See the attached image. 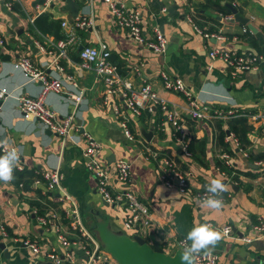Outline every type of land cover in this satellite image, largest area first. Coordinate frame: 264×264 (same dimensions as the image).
I'll return each mask as SVG.
<instances>
[{"label":"crops","instance_id":"obj_1","mask_svg":"<svg viewBox=\"0 0 264 264\" xmlns=\"http://www.w3.org/2000/svg\"><path fill=\"white\" fill-rule=\"evenodd\" d=\"M5 1L0 0V36L4 38L0 45V87L11 90L13 95L0 101V141L15 146L20 159L13 169L14 179L0 181L2 264H55L48 252L55 248L62 256L58 229L67 227L70 218L66 210L70 211L73 206L83 221L85 216L91 222L90 208H100L111 214L116 226L123 228L124 208L107 206L108 201L99 193L97 178L86 167L82 147L86 142L84 131L92 133L100 142V155L105 163L113 165L119 159L131 162L129 186L150 207L149 241L159 240L168 250L174 247L176 238L187 236L194 226L210 223L219 229L230 224L232 236L221 232L223 238L214 249L219 254L217 264H258L259 259H264V236L254 229L255 224L264 220V0H126L141 9L147 35L153 36L156 27L164 32L168 39L164 53H157L131 38L113 21L105 0H72L79 5L78 13L65 0H50L39 8L36 5L45 0H10V8ZM228 3L248 18L253 28L230 19L228 16L236 17V13ZM89 14L95 15V26L78 29L76 46L55 63L58 42L66 37L67 31L61 26L62 19ZM195 25L204 31H220L225 38L208 39ZM99 39L108 42L111 60L128 81L136 86L150 81L168 100L169 109L176 112L183 125L189 155L183 152L177 140L178 130L166 121V110L160 106L135 115L121 92L105 102L103 78L93 70L79 67L80 48L96 44ZM36 42L47 51L43 52ZM210 46L253 50L262 57L255 68L232 77L230 67L222 59L210 58ZM22 56H27L42 70L47 80H61L62 90H49L43 98L59 116L74 111V121L82 125L83 135H78L77 144L67 142L62 147L56 133L19 110L17 95L37 96L43 85L40 79L24 75L17 65ZM163 69L183 79L198 101L209 107L208 117L190 116L187 99L164 87L160 77ZM67 75H72L77 85ZM64 90L84 91L77 107ZM114 102L129 116L136 138L124 135L120 123L122 113L116 112ZM234 128L243 134L247 132L255 158L245 156L243 152L248 151L238 148ZM226 143L236 150L230 153L239 170L236 181L223 176L218 169L220 152L227 149ZM4 155L0 149V156ZM164 157L172 158L178 168L190 172L186 192L177 184L167 185L162 179ZM50 168H59L63 179L59 188L54 186L44 193L47 189L42 172ZM217 178L227 186L225 192L231 194L222 208L213 210L203 204L198 192ZM64 193L70 198H63ZM50 212H55L54 219ZM44 214L48 220L45 224L38 219ZM246 237L252 239L247 241ZM26 238L38 244V252L24 244ZM73 253L74 259L85 258L79 250ZM59 264L71 262L62 260Z\"/></svg>","mask_w":264,"mask_h":264},{"label":"built area","instance_id":"obj_2","mask_svg":"<svg viewBox=\"0 0 264 264\" xmlns=\"http://www.w3.org/2000/svg\"><path fill=\"white\" fill-rule=\"evenodd\" d=\"M147 0H142L146 2ZM50 0H45L42 4L36 5V8L43 7ZM110 8L113 21L119 26L123 27L128 35L138 42L146 45L157 53H164L167 50L168 39L164 32L158 27L155 28L153 36L146 34L144 26V17L141 9L134 7L126 2V0H105ZM6 7H11V1H5ZM41 5V6H40ZM165 9V8H163ZM230 19L233 16H228ZM32 21V20H31ZM97 23L94 14L81 15L74 17L72 20L61 21V26L66 28V37L58 42V53L55 55V63L58 62L59 57L67 55L69 49L76 46L77 30L87 27H93ZM195 28L204 34L206 38L215 37L216 39H224L225 35L220 31H204L199 26ZM4 42V38L0 36V45ZM40 49L45 52L47 49L36 42ZM210 58L222 59L229 67L232 77H237L243 70H251L255 68L261 55H257L253 50L238 51L236 49H225L218 46H210L208 49ZM111 48L107 41L99 39L96 44H86L79 50L80 62L79 67L93 70L97 76L102 77L105 84V102L111 101L112 95L121 92L126 99L127 106L133 114L140 115L144 109H152L155 106H160L166 110V121L171 123L179 132L177 140L181 143L183 152L189 155L191 152L188 149L187 141L184 139V128L177 117L176 112L169 109L168 100L163 97L155 86L147 81L139 86L134 85L128 81L118 70L117 65L111 60ZM17 65L21 68L24 75L29 79H40L43 83L41 91L37 96L17 95L19 110L25 115H31L41 121L45 127L56 133L60 139L62 147L67 142L74 144L78 143V135L82 130V125L74 121V111L59 116L50 106L45 104L44 94L49 90L61 91L62 83L60 79H46L43 71L34 66L27 56H22L17 61ZM142 63H139V66ZM58 66V63H57ZM139 71L140 67H136ZM72 75H67L73 84L77 82L72 79ZM160 77L166 89L183 95L189 103V114L198 119H205L210 115V109L207 105L201 104L193 90L183 81L179 76L174 75L167 69L160 71ZM66 78V79H67ZM66 97L74 102V106H78L82 101L84 91L74 92L71 90H64ZM13 95L12 91L5 87H0V101L5 100L8 96ZM114 109L118 113L123 110L119 104H115ZM221 115L222 113L216 112ZM129 116L122 113L120 123L124 135L129 139L136 138L135 133L129 125ZM82 135V133H81ZM86 139L83 147V154L86 159L87 169L95 175L98 180V190L102 197L110 204L115 206H122L125 210L123 229L129 234H141L147 238L148 228L152 227V220L149 205L141 199L139 194L129 186L131 180V162L126 159H119L115 164L110 165L105 163L101 158L100 142L89 131H84ZM83 136V135H82ZM17 149L0 141V149L5 154L11 149ZM245 156H249L248 152H243ZM157 153L155 152L154 155ZM221 160L234 167L231 160V154L227 151L220 152ZM164 166L162 167L161 176L167 185L177 184L182 192H186L189 188L190 172L184 171L177 167L176 162L169 157H164ZM21 168V164L17 165ZM219 172L223 176L227 173L223 170ZM42 177L46 182V189L44 193L48 192L51 187H60L63 179V174L59 168H50L42 172ZM176 182V183H175ZM230 192H223L222 198L225 202ZM209 193L207 188L198 192L200 200H204ZM63 198L69 199L68 194H63ZM69 215L68 225L65 229H58V238L61 241L62 256H60L55 248H52L48 255L53 259L55 264H59L62 260H68L71 264H117L114 257L105 251L100 244V241L84 224L79 210L73 206L70 211L66 210ZM50 216L54 219L55 212H50ZM47 214L39 215L38 219L41 223H47ZM48 219V218H47ZM254 229L259 235L264 236V220L255 224ZM1 230L6 234L4 226L1 225ZM219 230L226 236H232L233 229L230 224L219 227ZM187 236H180L175 240V246L184 247L190 245L191 241L186 239ZM251 237H246L245 240L250 241ZM24 244L33 252L39 251V246L33 240L28 238L23 240ZM81 251L85 258L74 259L73 251ZM219 254L212 251L210 255H203L198 259V264H217ZM0 264H2L0 262Z\"/></svg>","mask_w":264,"mask_h":264},{"label":"water","instance_id":"obj_3","mask_svg":"<svg viewBox=\"0 0 264 264\" xmlns=\"http://www.w3.org/2000/svg\"><path fill=\"white\" fill-rule=\"evenodd\" d=\"M65 2L71 10L74 8V11L72 10L74 13H78L79 5L76 2L72 0H65ZM227 5L236 13V17L232 20H240L253 28V24L248 18L239 14L237 8L230 3ZM106 204L110 206L109 202ZM112 207L118 206L112 205ZM89 213L92 233L100 241L103 249L114 257L117 264H180L179 256L182 247L175 246L167 250L159 240L149 241L138 233L131 235L123 228L116 226L111 214L106 210L90 208ZM258 264H264V259H259Z\"/></svg>","mask_w":264,"mask_h":264},{"label":"clouds","instance_id":"obj_4","mask_svg":"<svg viewBox=\"0 0 264 264\" xmlns=\"http://www.w3.org/2000/svg\"><path fill=\"white\" fill-rule=\"evenodd\" d=\"M19 159L20 152L15 148L0 156V181L11 182L14 179L13 169ZM226 190L227 186L222 180L213 179L207 188L209 195L203 200V204L213 210L222 208L224 203L222 194ZM222 238L221 231L210 223L194 226L186 237L191 241L190 245L182 247L180 251V264H198L201 254L210 255Z\"/></svg>","mask_w":264,"mask_h":264},{"label":"trees","instance_id":"obj_5","mask_svg":"<svg viewBox=\"0 0 264 264\" xmlns=\"http://www.w3.org/2000/svg\"><path fill=\"white\" fill-rule=\"evenodd\" d=\"M249 30H247L246 32H248ZM247 128V127H246ZM246 132V130H245ZM177 134H179V132L177 131ZM234 136L238 139L239 141V146L238 148H242L244 150L248 151V155L250 158H255L253 156V152L254 150L250 147V137L246 134L241 133L240 131H238L236 128H234ZM227 144V143H226ZM227 149H222L223 151H227L231 154H234V149H230V147L227 145H225ZM229 149V150H228ZM257 157H263V155H257ZM218 166H220V170H223L227 173V176H230L231 179H233L234 181L237 180V177L239 176V170L237 167H230L229 165L225 164L222 160L219 162Z\"/></svg>","mask_w":264,"mask_h":264},{"label":"rangeland","instance_id":"obj_6","mask_svg":"<svg viewBox=\"0 0 264 264\" xmlns=\"http://www.w3.org/2000/svg\"><path fill=\"white\" fill-rule=\"evenodd\" d=\"M84 220H85V221H83V222H84V224L86 225V227H87L88 229H91L90 221H89V220L86 221L85 216H84Z\"/></svg>","mask_w":264,"mask_h":264}]
</instances>
